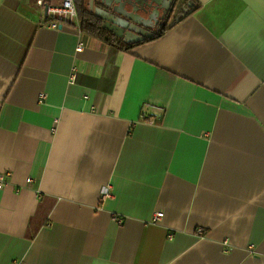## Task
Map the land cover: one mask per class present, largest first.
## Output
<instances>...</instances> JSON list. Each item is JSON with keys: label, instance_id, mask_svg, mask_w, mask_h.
<instances>
[{"label": "crops", "instance_id": "1", "mask_svg": "<svg viewBox=\"0 0 264 264\" xmlns=\"http://www.w3.org/2000/svg\"><path fill=\"white\" fill-rule=\"evenodd\" d=\"M36 1L0 0V264H264V0L128 51Z\"/></svg>", "mask_w": 264, "mask_h": 264}, {"label": "water", "instance_id": "2", "mask_svg": "<svg viewBox=\"0 0 264 264\" xmlns=\"http://www.w3.org/2000/svg\"><path fill=\"white\" fill-rule=\"evenodd\" d=\"M112 3L100 0L102 9L96 8V14L104 20L103 27L112 31L118 37H124L126 42H138L145 38L152 37L151 33L143 32L136 34L131 32L132 26L128 25L129 21L145 26V21L153 19L163 0H111ZM105 4V5H103ZM46 10V9H45ZM143 16L148 17L145 20ZM123 17V18H120ZM124 18L126 20H124ZM127 28V30H125Z\"/></svg>", "mask_w": 264, "mask_h": 264}, {"label": "trees", "instance_id": "3", "mask_svg": "<svg viewBox=\"0 0 264 264\" xmlns=\"http://www.w3.org/2000/svg\"><path fill=\"white\" fill-rule=\"evenodd\" d=\"M76 11L82 31L102 40L105 43L112 44L125 51H128L141 42L138 41L128 43L122 38L116 36L114 33L108 31L103 27V22L100 17L87 8L85 0L79 1V6H76ZM164 29L165 25L161 28V30L158 31L157 34H154V37L163 33Z\"/></svg>", "mask_w": 264, "mask_h": 264}, {"label": "built area", "instance_id": "4", "mask_svg": "<svg viewBox=\"0 0 264 264\" xmlns=\"http://www.w3.org/2000/svg\"><path fill=\"white\" fill-rule=\"evenodd\" d=\"M36 4L41 7L45 6V15L49 20V26L51 28H56L59 21L72 22L73 19L77 17V11L73 0H37ZM81 47V44H79L77 48L81 49ZM4 175L0 176V189L2 188ZM109 193V187H106L104 190V196H108ZM161 216V213H157L154 216V219L158 220ZM198 234H202V230L198 229Z\"/></svg>", "mask_w": 264, "mask_h": 264}, {"label": "flooded vegetation", "instance_id": "5", "mask_svg": "<svg viewBox=\"0 0 264 264\" xmlns=\"http://www.w3.org/2000/svg\"><path fill=\"white\" fill-rule=\"evenodd\" d=\"M103 1L104 2L108 1L109 3H112L111 0H103ZM178 1L179 0H163L162 6L159 9V10H161V13H160L161 15L156 20L157 23H156L155 26L160 25V27L162 28L166 24V22H168L169 19L172 16H174V14L178 15V13H177V5H178L177 3H178ZM103 5H105V4H103ZM120 18H123V17H120ZM124 20H126V19L124 18ZM128 25L132 26L131 32H135L136 34H139L141 32H143L144 34L151 33L149 30L146 29V27H144L140 23L136 24V23H132V22L129 21ZM125 30H127V28H125ZM151 34L154 36L155 33L154 34L151 33ZM123 36L120 37V38H122L126 42V40L124 39ZM145 39H147V38H145ZM145 39H143V40H145ZM128 43H130V42H128Z\"/></svg>", "mask_w": 264, "mask_h": 264}]
</instances>
